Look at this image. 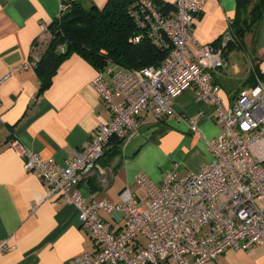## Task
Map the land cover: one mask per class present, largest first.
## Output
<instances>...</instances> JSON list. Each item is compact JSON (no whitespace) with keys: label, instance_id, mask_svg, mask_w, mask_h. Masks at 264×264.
Returning a JSON list of instances; mask_svg holds the SVG:
<instances>
[{"label":"crops","instance_id":"0c3cea01","mask_svg":"<svg viewBox=\"0 0 264 264\" xmlns=\"http://www.w3.org/2000/svg\"><path fill=\"white\" fill-rule=\"evenodd\" d=\"M60 1L0 0V242L8 246L0 252V264H75L76 256L97 250L91 234L80 225L77 209L58 195L47 197L37 171L25 170L23 159L10 145L17 139L64 166L75 151L88 146L95 126L111 118L92 86L98 71L76 53L60 63L51 84L41 90L32 48L35 40L48 42L49 33L42 27L58 16ZM77 1L97 8L107 2ZM160 1L170 6L166 14L174 13L175 0ZM235 10V0H207L192 24L191 49L227 41ZM256 35L251 48H229L224 66L212 72L225 103L264 74V15ZM214 113L212 104L195 99L194 87L173 100L171 114L155 118L150 111L142 113L134 135L109 140L99 159L105 175L94 172L82 179L80 192L86 201L119 203L121 191L128 188L144 208L146 192L136 182L138 175L160 184L173 167L184 177L212 160L207 141L221 131ZM191 119L199 134L190 130ZM98 216L112 232L123 231L125 219L119 211L99 210ZM136 241L140 247L146 240L138 235ZM205 264H264V247L227 249Z\"/></svg>","mask_w":264,"mask_h":264},{"label":"built area","instance_id":"2783aa9c","mask_svg":"<svg viewBox=\"0 0 264 264\" xmlns=\"http://www.w3.org/2000/svg\"><path fill=\"white\" fill-rule=\"evenodd\" d=\"M206 1L175 0L171 15L156 10L152 0L137 1L139 8L131 9V16L155 44L168 45L167 54L157 66L97 72L92 86L111 118L95 126L88 146L75 151L64 166L17 139L10 143L24 169L37 171L46 184L45 195L72 204L80 225L96 242L97 250L76 256L75 264H205L227 249L264 247V74L255 76L249 88L241 87L230 103L224 102L212 72L225 64L226 39L217 47L196 50L188 44L193 21ZM64 9L61 0L59 15ZM189 87L195 88L197 101L214 106L221 125L219 134L207 141L212 160L184 177L173 167L160 184L138 175L136 182L146 192L144 208L128 188L121 191L119 203L86 201L78 184L94 172L105 175L99 159L109 140L134 135L146 111L155 118L171 114L173 100ZM189 128L199 134L194 119ZM99 210L119 211L125 219L123 231L112 232ZM138 235L146 240L140 247ZM7 248L0 242V252Z\"/></svg>","mask_w":264,"mask_h":264},{"label":"trees","instance_id":"16d2710c","mask_svg":"<svg viewBox=\"0 0 264 264\" xmlns=\"http://www.w3.org/2000/svg\"><path fill=\"white\" fill-rule=\"evenodd\" d=\"M137 1L107 0L97 8L77 0H65V9L47 25L48 42L35 40L32 48L41 90L51 84L58 66L71 53L81 56L97 71L161 64L168 45L158 46L147 35L146 28L136 24L130 11L139 8ZM235 1V16L229 23L223 55L229 48L245 49L244 37L256 36L264 15V0ZM152 2L162 14L170 7L160 0Z\"/></svg>","mask_w":264,"mask_h":264},{"label":"rangeland","instance_id":"374dc122","mask_svg":"<svg viewBox=\"0 0 264 264\" xmlns=\"http://www.w3.org/2000/svg\"><path fill=\"white\" fill-rule=\"evenodd\" d=\"M257 37V35L255 36H251V34H249L247 37H246V39H245V41H246V43H245V46L247 47V48H251L252 47V40H254L255 38Z\"/></svg>","mask_w":264,"mask_h":264}]
</instances>
